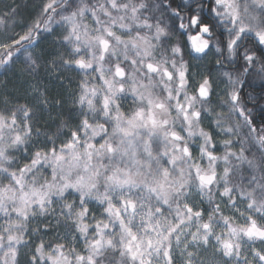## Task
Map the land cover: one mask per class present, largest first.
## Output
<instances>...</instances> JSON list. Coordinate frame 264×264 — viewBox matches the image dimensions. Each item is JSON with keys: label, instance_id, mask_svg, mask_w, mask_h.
I'll list each match as a JSON object with an SVG mask.
<instances>
[{"label": "snow or ice", "instance_id": "snow-or-ice-1", "mask_svg": "<svg viewBox=\"0 0 264 264\" xmlns=\"http://www.w3.org/2000/svg\"><path fill=\"white\" fill-rule=\"evenodd\" d=\"M0 264H264V0H0Z\"/></svg>", "mask_w": 264, "mask_h": 264}]
</instances>
